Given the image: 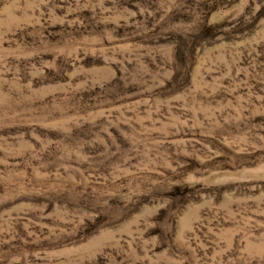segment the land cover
Segmentation results:
<instances>
[{
	"label": "rangeland",
	"instance_id": "rangeland-1",
	"mask_svg": "<svg viewBox=\"0 0 264 264\" xmlns=\"http://www.w3.org/2000/svg\"><path fill=\"white\" fill-rule=\"evenodd\" d=\"M0 264H264V0H0Z\"/></svg>",
	"mask_w": 264,
	"mask_h": 264
}]
</instances>
